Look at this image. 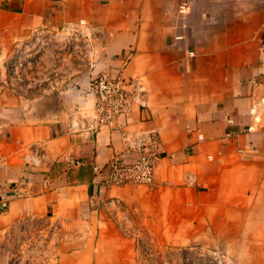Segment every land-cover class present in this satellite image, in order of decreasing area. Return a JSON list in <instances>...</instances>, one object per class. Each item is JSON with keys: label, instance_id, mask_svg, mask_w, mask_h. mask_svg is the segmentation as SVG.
I'll return each instance as SVG.
<instances>
[{"label": "crops", "instance_id": "0c3cea01", "mask_svg": "<svg viewBox=\"0 0 264 264\" xmlns=\"http://www.w3.org/2000/svg\"><path fill=\"white\" fill-rule=\"evenodd\" d=\"M79 19L100 29L92 67L52 46L0 92V194H9L0 239L33 217V243L58 264H133L140 231L264 264V0H0V57L35 29ZM103 70L140 78L147 106L95 134L72 132L71 117L92 114L89 83ZM141 131L160 140L153 186L102 184L108 160L136 157L126 135ZM33 148L44 160L27 168ZM13 182L24 196L10 195ZM111 199L128 214L124 226ZM53 223L57 236L45 230Z\"/></svg>", "mask_w": 264, "mask_h": 264}, {"label": "built area", "instance_id": "2783aa9c", "mask_svg": "<svg viewBox=\"0 0 264 264\" xmlns=\"http://www.w3.org/2000/svg\"><path fill=\"white\" fill-rule=\"evenodd\" d=\"M189 9L190 4L186 1L180 2L177 6V12L181 16L186 14ZM99 32L100 29L97 24L85 19H79L73 24L62 25L57 28L41 27L33 30L28 42H15L14 52L5 62V71L11 76V86L15 81L25 77L27 68L35 63L39 52L52 46H55L53 49L59 51V58H76L85 62L88 67H92L93 42ZM180 37L181 35L175 36L176 39ZM189 55H193V52L190 51ZM1 59L0 57V64L3 67L4 62ZM57 85L58 81H54L53 87ZM89 91L95 98L92 114L80 118L71 117L69 128L72 132L95 134L103 126H112L117 116L129 114L135 106L139 108L147 106L146 89L140 78L126 80L121 75H113V73L103 70L91 77ZM227 121L232 122V119L228 118ZM227 135L230 133L227 132ZM126 138L129 149L137 153L136 157L133 160H126L122 153L116 154L100 168L101 183L118 186H153L155 169L162 156L159 137L153 131H141L126 135ZM198 138L201 139L202 135L199 134ZM43 160V152L33 148L26 158V167L38 166ZM3 161L4 157L0 155V165ZM19 187V182L11 183L9 185L10 195L24 196ZM8 196L9 194H0V205L5 206ZM107 205L124 212L117 199L109 200ZM32 219L33 217H26L16 221L12 228L5 231V236L8 237L13 232L26 231L24 233H26L28 241L30 240L29 242L35 246L36 244L33 243L31 237H38L40 229L27 228V221ZM128 221V214L125 212L121 214V225L124 226ZM45 230L47 234L57 236L60 233V226L53 223ZM39 246L43 249L46 247L43 242Z\"/></svg>", "mask_w": 264, "mask_h": 264}, {"label": "rangeland", "instance_id": "374dc122", "mask_svg": "<svg viewBox=\"0 0 264 264\" xmlns=\"http://www.w3.org/2000/svg\"><path fill=\"white\" fill-rule=\"evenodd\" d=\"M10 56L1 57L4 63L3 67L0 64V92L11 87V76L5 71ZM24 232H13L0 239V264H58L39 245H32ZM134 235L133 264H233L232 253L224 245L163 244L152 240L145 231Z\"/></svg>", "mask_w": 264, "mask_h": 264}]
</instances>
